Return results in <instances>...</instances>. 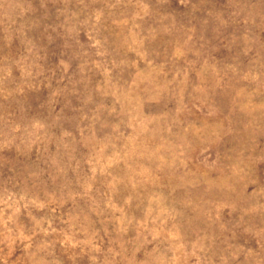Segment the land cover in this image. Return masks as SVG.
<instances>
[{
    "label": "rangeland",
    "instance_id": "1",
    "mask_svg": "<svg viewBox=\"0 0 264 264\" xmlns=\"http://www.w3.org/2000/svg\"><path fill=\"white\" fill-rule=\"evenodd\" d=\"M0 264H264V0H0Z\"/></svg>",
    "mask_w": 264,
    "mask_h": 264
}]
</instances>
